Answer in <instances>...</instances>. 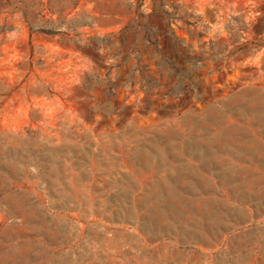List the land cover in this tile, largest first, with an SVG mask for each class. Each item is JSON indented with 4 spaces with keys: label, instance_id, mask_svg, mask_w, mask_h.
Segmentation results:
<instances>
[{
    "label": "rangeland",
    "instance_id": "rangeland-1",
    "mask_svg": "<svg viewBox=\"0 0 264 264\" xmlns=\"http://www.w3.org/2000/svg\"><path fill=\"white\" fill-rule=\"evenodd\" d=\"M0 264H264V0H0Z\"/></svg>",
    "mask_w": 264,
    "mask_h": 264
},
{
    "label": "trees",
    "instance_id": "trees-1",
    "mask_svg": "<svg viewBox=\"0 0 264 264\" xmlns=\"http://www.w3.org/2000/svg\"><path fill=\"white\" fill-rule=\"evenodd\" d=\"M169 25H170V21L167 20L166 21V28H169ZM164 46L166 47V43H164ZM175 47H179V44H173V45H171V48H175Z\"/></svg>",
    "mask_w": 264,
    "mask_h": 264
},
{
    "label": "bare ground",
    "instance_id": "bare-ground-1",
    "mask_svg": "<svg viewBox=\"0 0 264 264\" xmlns=\"http://www.w3.org/2000/svg\"><path fill=\"white\" fill-rule=\"evenodd\" d=\"M223 152V151H222ZM242 163V162H241Z\"/></svg>",
    "mask_w": 264,
    "mask_h": 264
}]
</instances>
